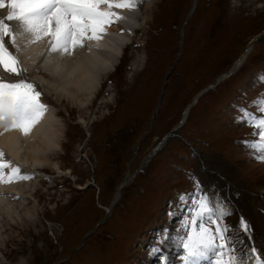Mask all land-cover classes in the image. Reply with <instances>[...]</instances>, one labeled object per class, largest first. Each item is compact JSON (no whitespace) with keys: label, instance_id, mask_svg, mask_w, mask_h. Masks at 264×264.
<instances>
[{"label":"rangeland","instance_id":"obj_1","mask_svg":"<svg viewBox=\"0 0 264 264\" xmlns=\"http://www.w3.org/2000/svg\"><path fill=\"white\" fill-rule=\"evenodd\" d=\"M192 1L193 0H175L174 2V0H157V6L155 5V0L146 1V7L144 6L143 8L144 14L146 13L144 21L149 20L147 17L150 16L149 13L152 10L155 11L152 12V19L150 17L151 27L149 28L145 25L146 28L144 32H150V35L145 33L141 39H138L139 42H135L137 47L130 49L129 53L132 55L134 54L133 56L135 57L138 56L135 52L138 51V49H140L139 47L144 44L140 41L147 40L146 48L149 50L152 61H150V56H148L146 63L147 57L143 56L146 52L142 49L139 56L141 55L143 57L145 65L138 70V73L145 67L148 68V70L156 67L158 69L151 71L146 78L142 76L140 77L137 73L138 75L134 78V80L126 75H122L120 79H118L115 74L113 75V78H115L118 82V93L122 98L121 101L124 100V94L122 95V93H125L130 89L128 91V101L126 103L121 102L116 104L115 101H113L114 96L112 93L103 100V103L108 104L109 106H107L98 116L95 114L96 117H94V111L92 112L90 107L87 105L84 106V104H81L80 102H76V105L72 106L69 102L63 99L59 106H57L58 109L59 107H62L69 114V117L73 122L69 123L72 124V127L69 128V134H71V136L66 135L64 139V142H66V147L64 149L66 154L65 156H62L63 166H65V164L66 166H70L71 168H68L67 170L71 169L73 174L71 177L78 178L81 183L89 182L88 175L91 174V165L88 164L85 158L79 160V154L82 152L80 143L84 144V142H81L80 138H85L86 136V131L84 127L81 126L85 123L86 129L90 131L91 126L89 123H91L95 118V124L96 127H98V135L95 139V143L91 141L88 142V148L83 151V154L86 153L89 159L92 160L93 165L96 167L97 180L103 186L100 202H109L113 199L115 192L117 191V186L120 185L123 173L125 172V162L127 165V161H131L132 158L139 159L145 156L151 150L156 138L177 122L181 109L187 102H189L190 97L202 86L214 82L220 72V74H222L228 71L234 60L243 51L245 44L250 40V38L256 36V33L264 30V3L259 6L260 8L252 10L250 13H246V11L241 10L233 12L232 8L229 10L224 8L230 15H236L231 20L232 25L230 28L224 32L223 30L226 28L224 26H222L220 30L217 29V25L222 24L221 21L215 24L214 21L212 23V20H209L207 21V25H205V34L203 39L194 35V31H196L195 24V28L190 33L186 42V45L188 44L190 49L185 46L183 56L180 58L178 63H176L175 71L169 77V83L166 86L164 107H162L160 112L157 114L156 134L154 136L152 133L149 134V137L147 136L148 142L143 146V149L138 151L136 154H130L131 147L136 146L138 139L145 131H148L147 128L149 118L152 111L156 108L160 89L164 80V73L167 71V68L170 66L172 60L177 57V40L179 33L178 26L181 21L177 22V25V23L175 21L173 22V20L176 19L177 14H181L185 17L191 8ZM207 1L208 0L200 1L199 10L194 15L195 18L193 20H196V23H198L197 27L203 24L201 19L205 18V14L203 13ZM232 1L233 5L238 3V1L235 0ZM214 2L216 3V1ZM221 4L223 6L224 4L226 5V0H221ZM147 5L149 7L151 5L152 8L154 6L156 7L150 10L151 8L149 9ZM183 6L187 7V9H184ZM171 12L173 13L172 21L170 15ZM224 16L226 17V13ZM206 18L210 19V16H207ZM171 22L173 23L171 24ZM168 23L169 25H167ZM170 27H172V29H169ZM160 35L165 36V43L162 46L157 45V38L160 37ZM261 42H263V40H261ZM260 45L261 44H259L258 47ZM161 47L163 50H159ZM261 48H264V43L261 45L260 49ZM260 49L255 51L251 59L244 63L241 71L235 76L233 81H237V79L240 78L243 80L249 79L254 75V72L261 70V68L264 67V50L262 53L259 52ZM259 54L261 55L257 57ZM161 56H164L163 58L167 57L168 60L163 61V58H160ZM158 58L160 59L158 60ZM252 58L253 60L255 59L254 63H250ZM138 65H140V63ZM256 74L258 79L264 77L258 73ZM239 76L241 77L239 78ZM16 79L17 78H15V81ZM228 81L224 82L222 88H227L226 85H230ZM136 83L137 85H135ZM231 88L232 87H230L228 91H222L221 89L217 91L214 90L207 94L206 98L202 99L203 103L198 106L199 108L197 110L193 111L190 122L186 125V127L192 126L196 128L197 125L200 126L201 121L206 123V125L203 131L200 130L199 132L191 133L189 135L182 131V135L185 140L191 142V137L193 138V136H196V140L194 139L196 145L199 148L206 149L210 152H215L217 149V147H212V144L214 143H219L220 150L233 147L234 143H232V137L234 135V131L232 132L231 129L226 131L228 136L226 142H219L220 139L215 138L207 140V142L209 141L208 143H210L209 146L202 144V138L212 133L208 132L207 125L211 123L210 121L215 123V114H212V112L215 110L214 108L216 105L220 112H224V106L229 102L228 100L235 98L234 94L230 92ZM51 96L53 95L51 94ZM55 107L50 104L49 108L55 110L57 109ZM225 116L230 118V114L228 113H225ZM59 120H61L64 127V135L66 131V123L60 115ZM246 130L247 128H243L242 131L239 129L236 130V132L238 135H242L243 133L249 131ZM194 131H196V129H194ZM90 134L91 133H89V135ZM251 134L252 133L243 135L248 136ZM113 137L120 140L121 143H124L125 147L123 148V151H120L119 148L115 146V143L113 145ZM108 141H110L109 147L106 146ZM178 148L179 147H174V150H177ZM234 150V147L231 151L227 149V156L232 159V161H237ZM212 154L213 153H204V156L208 160L213 161L214 159L211 157ZM184 155L188 157V159L178 163L175 157H170L169 150H164L162 153H159L155 158L156 161L150 163V165L145 169L147 173L137 179V186H134L132 191L129 192L130 195H128L127 201L132 206L129 210L118 208V212H120V214H118V218H120L121 215L124 217L137 216V219H135L141 221L142 225L149 223V219L146 218V216L150 211L155 214L156 211L161 210L164 202V194L167 191L166 186L169 184L168 179V184H160V180L167 178V174H162L164 166H159V161L164 160L168 165L176 166L183 171L191 172L194 167L192 161L190 160V154L188 151H185ZM208 156L211 158H208ZM217 158L223 159L222 157ZM113 160L115 165L117 163L120 166L119 168L109 166L108 161ZM52 161L53 163L59 165L60 170L58 171L63 172L58 159V152ZM226 161L232 164H239L238 161L234 163L228 160ZM134 162L135 160L131 161V163ZM194 162H196L197 172H199V170H201L199 164L196 160H194ZM50 168L53 169L52 167ZM182 178L183 177H180L178 186L184 184V180ZM66 179L67 181L65 182ZM66 179H57L55 187H51L48 191L49 193L47 194L43 192V186L40 188V194L37 196L39 206L37 209L38 213L36 215H38V218L31 221L32 225H30L28 230H24L18 226H13L16 231L15 234H19V237L13 238V241H8L5 249H1L2 247L0 246V264H17L21 254L29 249H33L35 252V264H56L59 260L69 256L71 250L74 247H77L80 241H82L85 233H87L90 228L95 226L97 220L103 214V209L99 206L98 200L94 196L97 188L92 185L86 190H78L74 188V179L70 177H67ZM172 180H174V178H170V185L171 187H175L176 185L173 184ZM141 184L146 185L150 188V190H152L150 191L151 195L149 196V200L151 199L150 201L145 199L139 200V197L136 196V194L139 193L136 189ZM160 192L161 196L158 197ZM136 209H140V211L136 213ZM60 222L62 223V226ZM52 225H54L56 229ZM1 232V235L5 233V231ZM109 234V229L107 227H99V231L91 239H88L87 244L90 243L88 250H92L94 245L97 243L98 245L105 244L106 240L109 238ZM38 240H44L49 246L46 256L44 253H38L36 251L38 249ZM108 242L109 241H107V243ZM77 255H79V253H77ZM127 263L128 261L120 262V264Z\"/></svg>","mask_w":264,"mask_h":264},{"label":"snow or ice","instance_id":"obj_2","mask_svg":"<svg viewBox=\"0 0 264 264\" xmlns=\"http://www.w3.org/2000/svg\"><path fill=\"white\" fill-rule=\"evenodd\" d=\"M142 3L143 0H0V10L7 11L6 16H0V137L19 132L29 138L48 112V106L41 102L42 93L25 78L27 69L19 54L46 42L49 57L72 59L85 48L94 55L93 48L102 51L108 28L134 18ZM46 62L52 63L47 58ZM10 77L17 79L12 81ZM252 104L257 107L256 114L240 107L234 122L253 129L252 138L241 143L249 155L264 162V94ZM32 178L21 174V169L8 161L0 149V184ZM168 215L177 219L180 227L174 232L162 230L149 252L161 264H175L168 256L173 248L177 249L175 259L180 264H264V248L254 242L251 221L240 214L235 226L229 223L235 215L231 205L218 194L206 191L198 180L191 193L179 194L177 207Z\"/></svg>","mask_w":264,"mask_h":264},{"label":"bare ground","instance_id":"obj_3","mask_svg":"<svg viewBox=\"0 0 264 264\" xmlns=\"http://www.w3.org/2000/svg\"><path fill=\"white\" fill-rule=\"evenodd\" d=\"M148 8L152 10L154 7L150 5ZM0 13L5 16L2 10ZM121 23L108 28L109 35L103 42L102 51L96 52L93 48L94 55L89 54L85 48L72 59L53 61V57H47V60L52 61L49 64L46 58L40 57L36 52L34 53L37 56L36 63L35 58L29 56L28 52L21 54L25 66L32 69L31 79L41 84L42 91H39L42 92L41 98L47 102L45 104L48 106V112L29 138L22 137L19 132H9L0 137V149L6 154V159L19 167L21 174L33 177L11 185L0 184V232L5 231L3 235L0 234L1 249L7 247L8 241L19 237V234H15L13 226L28 230L32 225L31 221L38 218L36 214L39 203L33 197V191L37 181L43 182V174L36 170L35 166L60 170L59 165L52 161L62 145L64 132L57 106L63 99L72 106H75L76 102L84 106L91 103L93 95L104 79L110 76L112 67L118 61L121 50L119 42L123 39L121 36L132 31L125 27L131 28L132 24H137L138 14ZM29 57L31 59H28ZM243 59L242 56L237 65ZM50 104L57 109L49 108ZM84 126L86 128L85 123ZM241 150L248 152L243 145ZM241 150L239 149L237 154L239 164L217 158V166L208 165L211 171H202L203 188L209 193L218 194L231 205L235 215L229 218V223L235 226L240 214L251 221L254 242L264 248V212L261 211L264 209V162L254 155H245ZM203 164H207L206 160H203ZM12 195H16L18 200H11Z\"/></svg>","mask_w":264,"mask_h":264}]
</instances>
